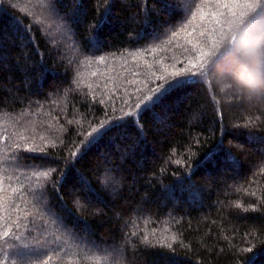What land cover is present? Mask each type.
Listing matches in <instances>:
<instances>
[{"label": "trees", "instance_id": "16d2710c", "mask_svg": "<svg viewBox=\"0 0 264 264\" xmlns=\"http://www.w3.org/2000/svg\"><path fill=\"white\" fill-rule=\"evenodd\" d=\"M253 7L0 0V161L21 149L0 167V234L20 237L16 264H264V92L236 88L241 64L223 59ZM251 42L261 53L264 32Z\"/></svg>", "mask_w": 264, "mask_h": 264}, {"label": "snow or ice", "instance_id": "6c2138e0", "mask_svg": "<svg viewBox=\"0 0 264 264\" xmlns=\"http://www.w3.org/2000/svg\"><path fill=\"white\" fill-rule=\"evenodd\" d=\"M234 2H237V0H234ZM245 3H248L249 0H244ZM253 3L255 7H253L252 11V18L250 19L249 24L245 27L244 35L241 37V40L244 43V55L245 56H255L256 53L252 47V38L259 32H264V17L256 16V13L264 8V0H253ZM192 33H189V36H191ZM201 35H204V33H201ZM237 37L235 35L231 36L229 39V44L232 45V47L228 50H226L223 59L225 61V67H232L235 65H239L243 62L242 57L240 54H238L235 51L236 45H237ZM191 43V41H190ZM218 46V45H217ZM203 55H208L207 52L203 53ZM199 59V57H197ZM262 66H264V56H262L258 61ZM197 67V63L192 62L190 63V68L194 69ZM197 76L196 72H192L191 77H188L187 79H193ZM183 82L182 79H176L173 81L168 82L166 86H162L160 89L155 90L154 94L157 96H162L166 94L168 89L178 86ZM149 99V98H146ZM141 106L137 105V108L139 109ZM131 115V114H129ZM118 126V125H113ZM98 130H94L96 132ZM222 143V142H221ZM21 151L19 145L15 149H13L12 153L9 154V158L6 161H0V167H13V168H19V159L17 153ZM41 175H45V173H41ZM20 237H16L12 234H10L8 231H4L2 234H0V252H3L4 259L0 260V264H4V260L11 259L12 264H16V257L19 256V253H13L12 256L9 255V252L11 250H14L17 247V244L15 241H18ZM22 247L27 248L28 245L24 244ZM55 250V249H54Z\"/></svg>", "mask_w": 264, "mask_h": 264}, {"label": "clouds", "instance_id": "9594fccd", "mask_svg": "<svg viewBox=\"0 0 264 264\" xmlns=\"http://www.w3.org/2000/svg\"><path fill=\"white\" fill-rule=\"evenodd\" d=\"M235 51L241 55L243 62L233 75L234 86L239 90L264 92V66L258 62L264 56V50L255 56H245L244 43L238 41Z\"/></svg>", "mask_w": 264, "mask_h": 264}, {"label": "rangeland", "instance_id": "374dc122", "mask_svg": "<svg viewBox=\"0 0 264 264\" xmlns=\"http://www.w3.org/2000/svg\"><path fill=\"white\" fill-rule=\"evenodd\" d=\"M251 43H253V42H251Z\"/></svg>", "mask_w": 264, "mask_h": 264}]
</instances>
